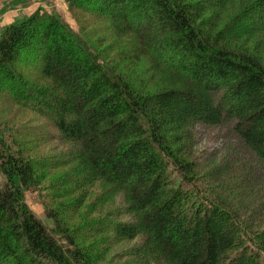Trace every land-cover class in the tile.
I'll return each instance as SVG.
<instances>
[{"label": "trees", "instance_id": "trees-1", "mask_svg": "<svg viewBox=\"0 0 264 264\" xmlns=\"http://www.w3.org/2000/svg\"><path fill=\"white\" fill-rule=\"evenodd\" d=\"M67 3L75 20L95 13L134 33L159 74L140 79L112 57L107 36L94 41L41 8L3 28L0 90L48 125L0 134V264H264V55L233 43L239 34L221 27L214 0ZM236 6L229 25L247 8L264 31V0ZM210 10L219 11L204 19ZM198 126H227L244 154L234 147L203 166ZM28 139L64 146L36 157ZM43 171L57 173L54 197L80 194L45 207L52 228L26 202ZM98 183L93 203L113 207L71 225Z\"/></svg>", "mask_w": 264, "mask_h": 264}, {"label": "rangeland", "instance_id": "rangeland-1", "mask_svg": "<svg viewBox=\"0 0 264 264\" xmlns=\"http://www.w3.org/2000/svg\"><path fill=\"white\" fill-rule=\"evenodd\" d=\"M214 1L219 5L223 4V9L220 11H208L204 15V19H207L211 14L219 11L220 14H223V17H225L224 20H221V27H226L227 29L230 27V30L228 31L230 34L236 32L239 34V36H235V34H233V37L229 35L233 43L239 44L238 46H246V48L253 53H262L264 55V31L257 29L259 23L258 15L256 13L250 14L248 11L249 9L244 7L245 10L240 13V17H242L239 18L235 24L231 25V22L229 25L230 22H227L229 13H231V11L233 13L237 12L236 5L238 4V1L241 0ZM242 4L246 5L245 3ZM39 8L48 12L59 14L74 31L79 32L82 28L83 33L85 35L87 34L89 38L94 41H98L100 43V40H103V37L107 36L108 39L106 40L105 46L112 48V57L115 60H118L123 67L135 68L136 70L134 72H136V74H142L140 79L148 80L152 75L154 77L158 76V72L149 71L152 68L154 60L151 55L142 54V42L134 33L127 32L123 35L115 33L114 23L105 17L95 16V13H80L78 15V19L75 20L69 11L67 0H0V33L6 25L30 16ZM155 83L157 82H154L153 87L155 86ZM7 95V90H0L1 135H5L6 137L8 135L11 136L13 135L14 129L19 130L20 132L24 130H40L41 127H46L48 125V121L41 114L35 112L36 109L30 107L31 105L29 106L27 101L22 100L24 105L22 103L18 104L16 101L10 100ZM30 103L32 104V102ZM16 137L18 139V135ZM24 138L26 137L24 136ZM195 138L196 155L199 157V162L203 164V166H206L210 162L211 158L220 161L221 158L229 152L226 150L232 151L234 147H236L235 154L238 157L241 154H244L241 153V149H239L240 146H238L237 141L232 138L227 126L215 129L198 126L196 127ZM28 140L36 147L32 152V156L36 157L53 154L54 152L63 149L64 146V143L58 141L50 143L37 142V144H35L32 139ZM204 170L205 169H199V172H204ZM41 173H43L44 177L41 180L39 187H37L35 191H26V202L34 214H36V216L48 227L52 228L53 222L46 217L44 212L45 207L47 206L49 208L61 209V207H67L70 203L75 202L76 204V200L79 198L80 194L64 199L54 197L55 195L52 193L51 184L57 173L49 174L46 173V171ZM102 186V183H98L95 188H92L87 193L79 210L75 212V214L70 212L72 213L70 215L72 216L71 225L77 224V226L81 225L84 227L86 224L89 225L93 223L98 217H106L108 214L107 211H110L113 206H110L109 204L105 207L101 206V208H99L98 204L93 203L95 196L102 191ZM113 202L115 203V207L117 205L124 204L123 196L118 194L113 199ZM128 245L129 244L125 243L124 247H127Z\"/></svg>", "mask_w": 264, "mask_h": 264}]
</instances>
